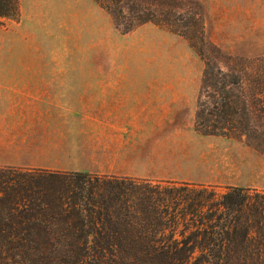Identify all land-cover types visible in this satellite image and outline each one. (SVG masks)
<instances>
[{
  "label": "rangeland",
  "instance_id": "rangeland-1",
  "mask_svg": "<svg viewBox=\"0 0 264 264\" xmlns=\"http://www.w3.org/2000/svg\"><path fill=\"white\" fill-rule=\"evenodd\" d=\"M18 2L12 16H0V67L103 68L84 77L122 84L138 95L124 107L139 108L136 121L99 101L78 99L67 107L76 118L62 124L71 129L64 134L61 166L200 183L219 192L229 186L264 189L262 150L245 136L205 134L196 127L208 59L241 78L234 93L247 94L251 76H264V0H163L158 16L164 18L169 5L189 14L177 24L147 22L128 32L96 0ZM183 22L199 45L196 34L211 42L203 54L182 34ZM212 95L208 87L202 100L209 103Z\"/></svg>",
  "mask_w": 264,
  "mask_h": 264
},
{
  "label": "trees",
  "instance_id": "trees-1",
  "mask_svg": "<svg viewBox=\"0 0 264 264\" xmlns=\"http://www.w3.org/2000/svg\"><path fill=\"white\" fill-rule=\"evenodd\" d=\"M96 1L124 32L189 14L169 5L158 16L163 0ZM18 5L0 0V16ZM188 25L182 34L203 54L211 42L196 34L199 45ZM210 60L197 129L245 136L264 152V76H251L247 94L234 93L241 78ZM208 87L216 92L209 103ZM0 264H264V189L0 166Z\"/></svg>",
  "mask_w": 264,
  "mask_h": 264
},
{
  "label": "crops",
  "instance_id": "crops-1",
  "mask_svg": "<svg viewBox=\"0 0 264 264\" xmlns=\"http://www.w3.org/2000/svg\"><path fill=\"white\" fill-rule=\"evenodd\" d=\"M103 70L0 67V166L76 171L74 167L61 166L60 149L68 146L64 134L71 129L62 124L75 122L76 118L69 115L67 107H75L78 99L99 101L102 107L122 108L120 115L136 121L141 116L139 108L132 106L133 109L125 111L124 107L138 95L126 92L122 84L108 81L94 84L84 77L101 74ZM86 86L89 89H84Z\"/></svg>",
  "mask_w": 264,
  "mask_h": 264
}]
</instances>
